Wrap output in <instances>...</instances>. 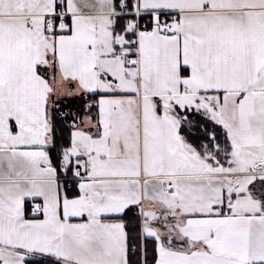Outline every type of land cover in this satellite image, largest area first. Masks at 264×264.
<instances>
[{
    "label": "snow or ice",
    "instance_id": "6c2138e0",
    "mask_svg": "<svg viewBox=\"0 0 264 264\" xmlns=\"http://www.w3.org/2000/svg\"><path fill=\"white\" fill-rule=\"evenodd\" d=\"M0 264H264V0H0Z\"/></svg>",
    "mask_w": 264,
    "mask_h": 264
}]
</instances>
